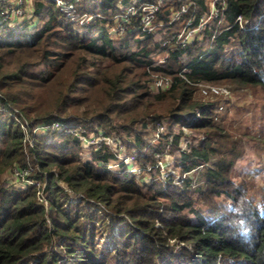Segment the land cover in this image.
<instances>
[{"label": "trees", "instance_id": "1", "mask_svg": "<svg viewBox=\"0 0 264 264\" xmlns=\"http://www.w3.org/2000/svg\"><path fill=\"white\" fill-rule=\"evenodd\" d=\"M55 1L31 0L36 21L10 26L0 0V264H264V215L233 175L242 153L213 120V101L195 96L203 84L264 90V0H221L184 46L179 23L198 28L209 0H59L73 16ZM150 5L156 33L142 29ZM137 125L157 130L154 144ZM92 133L138 153L125 163L102 144L74 161ZM163 154L182 184L129 172L151 177Z\"/></svg>", "mask_w": 264, "mask_h": 264}, {"label": "rangeland", "instance_id": "2", "mask_svg": "<svg viewBox=\"0 0 264 264\" xmlns=\"http://www.w3.org/2000/svg\"><path fill=\"white\" fill-rule=\"evenodd\" d=\"M162 2L161 0L158 2ZM221 0H209V12L206 15L202 16V23L207 24L214 19V15L211 14L214 11L218 4H220ZM31 4V0H8L5 6V11L2 12V17L8 20V24L10 26H22L27 21L28 25H32L36 20L32 17V12L28 8ZM57 5V4H56ZM61 5V2H60ZM62 7L64 11L67 12V15L73 16L74 5H67L66 2H62ZM132 3L130 6L125 8V12L133 13ZM186 5V4H185ZM187 10H188V5ZM216 11V10H215ZM178 12V11H177ZM176 13V12H175ZM187 13V12H186ZM184 13L183 15H185ZM89 15H85L81 17V22L85 23L88 20ZM180 21V20H179ZM188 20L181 21L179 23V32L177 39L179 41H183L186 37L188 39H192L194 36V32L185 28V25L188 23ZM71 24H75L76 20L71 18ZM77 26H80L77 24ZM151 29V32L156 33L159 31L160 25L158 26L155 23V19L150 18L149 25L147 26ZM124 27L115 28L113 30H108V33L113 39H122L123 37V29ZM143 29V27H142ZM237 47L228 48L226 51V59L233 63L232 57L234 56V52ZM161 63V60L159 61ZM9 68L10 71H12ZM15 69V67H14ZM13 69V70H14ZM211 88H217L219 90V94L215 95ZM206 91V92H204ZM197 98H200L204 102L213 101L214 104V116L213 120L216 121L217 127L225 130L230 136L227 139H230L231 143L229 145L230 149L234 151H240L243 156L242 162H239V166L237 171L233 173L236 182H243L250 192L251 200L254 205L257 207L259 214L261 216L264 215V90L260 88H240L230 83H222L216 85L203 84L200 85L196 90ZM206 114L202 113V115ZM167 126V122L164 123ZM161 128L158 132L166 133L168 129L166 127ZM135 128L143 134V139L145 142L155 143V139L157 137V130H153L152 125H148L146 129H142L140 125L135 126ZM178 129V128H177ZM38 131L40 129H37ZM184 136L179 145V148L185 149L190 142L189 133L191 130H183ZM192 133V132H191ZM205 134V132H204ZM204 134H202L204 136ZM120 137L118 138H106L101 136H96L93 133L89 134L88 138L92 143H81L82 150L80 155L75 157L73 160L85 161L89 160L91 150L98 145L105 144V147H108V150L113 153H118V161H125L128 163L132 155H136L138 152L132 150V152L127 153L126 148L120 142ZM263 138V139H262ZM203 140V139H202ZM135 151V152H134ZM158 159L159 169L156 174L151 173V177L146 174L141 173L139 170L134 168L130 170L131 173H137L139 177L142 176L145 179L143 183H154L155 181L165 182L168 175H171L174 179V183L177 185L182 184L179 180V169L173 167V159L168 154H163L160 157H156ZM213 161L208 163V166H212ZM115 162L111 161L108 163V168H111L110 171H114L118 168L114 166ZM113 165V167H111ZM237 165V164H236ZM132 166V164H131ZM209 166V167H210ZM245 166V167H244ZM244 167V168H243ZM248 167V168H247ZM243 168V169H242ZM198 170H201L198 167ZM238 171H240L238 173ZM147 175H150L147 172ZM9 175V179H10ZM191 177H194V180L197 179L198 173L192 172L190 174ZM139 177H137L139 179ZM187 177L186 175L182 178ZM14 180V179H13ZM22 179L20 181H23ZM201 181L198 179V182L195 181L193 183L194 186H202ZM30 183V182H27ZM143 183L138 180L139 186H143ZM193 186V187H194ZM193 187H191V192L193 191ZM142 188V187H141ZM195 190V189H194ZM189 192V194L193 195V193ZM197 207L200 208L201 201L197 200ZM203 215L208 219V215ZM101 247V246H100ZM177 248H174L176 250Z\"/></svg>", "mask_w": 264, "mask_h": 264}, {"label": "built area", "instance_id": "3", "mask_svg": "<svg viewBox=\"0 0 264 264\" xmlns=\"http://www.w3.org/2000/svg\"><path fill=\"white\" fill-rule=\"evenodd\" d=\"M56 4L60 7H62V2L59 1V0H56L55 1ZM60 2H61V5H60ZM64 8V7H63ZM62 8V9H63ZM216 10V9H215ZM212 11L211 14L214 15V17L217 16V10L216 11ZM142 11V17H141V24H142V27H143V30L146 31L147 33H151V29H149L147 26L149 25V22H150V18H153L154 17V13L157 11V6L155 5H150V6H146V7H142L141 9ZM187 12V6L186 5H182L180 7V9L178 10V12L174 13L173 14V17H172V20L174 21H179L181 20V16ZM70 18H73V17H70ZM90 18H88L87 21H89ZM189 22L185 25V28L187 29V27H189V25L191 24V20L189 19L188 20ZM80 23H82L80 21ZM206 24H203L202 23V19H200V24L198 26V28L194 29V30H191L192 32L196 33L198 32L200 29H202ZM123 30V29H122ZM190 30V29H188ZM191 39V38H190ZM190 39H188L187 37L183 40V41H180V43L184 46L188 41H190ZM169 83L168 80H159L158 82H156V85L158 86H164V85H167ZM211 91L217 95L219 94V90L217 88H211ZM206 92V91H204ZM132 159H130L131 161Z\"/></svg>", "mask_w": 264, "mask_h": 264}]
</instances>
